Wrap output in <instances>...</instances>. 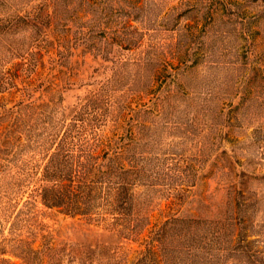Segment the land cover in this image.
<instances>
[{
    "label": "rangeland",
    "instance_id": "rangeland-1",
    "mask_svg": "<svg viewBox=\"0 0 264 264\" xmlns=\"http://www.w3.org/2000/svg\"><path fill=\"white\" fill-rule=\"evenodd\" d=\"M34 1L13 5L23 10ZM117 1L124 8L108 16L114 0H75L66 20L53 25L58 34L102 32L130 11L143 37L135 50L113 47L115 64L123 61L116 73L114 63L74 44L66 67L47 63L33 75L44 82L36 100L49 102L42 113L56 124L49 130L47 118L27 117L17 128L21 139L0 154V264H50L48 247L75 245L83 247V262L63 253L54 264H132L141 250L140 240L47 208L32 194L69 110L108 78L104 133L195 175L181 186L164 170L155 184L135 189L136 212L149 225L172 214L223 218L233 184L254 194L264 221V0ZM145 50L154 65L135 69ZM151 83L153 94L145 89ZM0 97L7 107L18 99L13 92Z\"/></svg>",
    "mask_w": 264,
    "mask_h": 264
},
{
    "label": "trees",
    "instance_id": "trees-1",
    "mask_svg": "<svg viewBox=\"0 0 264 264\" xmlns=\"http://www.w3.org/2000/svg\"><path fill=\"white\" fill-rule=\"evenodd\" d=\"M73 1L36 0L27 9L18 10L13 0H0V96L10 92L18 95L9 107L0 103V130L4 132L0 137V154L7 143L21 139L17 128L27 117L43 116L42 119H48L45 124L49 130L55 127L56 119L42 113L49 102L36 100L35 94L44 84L36 79L39 68H47V63L51 68L66 67L71 47L82 44L102 61L114 63L110 68L116 73L123 61L115 64L113 47L132 51L142 40L143 33L131 23L135 19L130 11L102 32L54 33L53 25L66 20ZM114 1L105 8V15L124 8ZM99 33L102 35L97 39ZM147 51L136 60L135 69L144 71L154 65L146 59ZM159 68L153 69L152 78L157 77ZM51 75L57 77L56 73ZM111 83L108 78L69 110L68 121L63 123L41 167L39 183L32 194L47 208L86 218L126 239L140 240L142 248L132 264H264V221L256 217L259 200L234 184L228 192L223 218L172 214L149 225L136 212L138 186L155 184L164 170H173L175 175L170 176L181 186L192 183L195 175H189L186 166L166 165L160 157L142 155L137 151L139 144L131 145L132 140L104 133ZM155 88L152 83L145 87L150 94ZM153 96L156 102L160 99L157 94ZM62 249L65 252L48 247L50 264L63 253L68 259L83 262L84 250L80 245Z\"/></svg>",
    "mask_w": 264,
    "mask_h": 264
}]
</instances>
